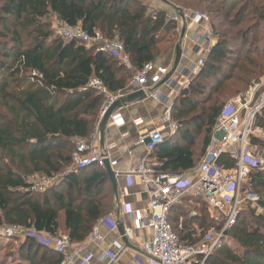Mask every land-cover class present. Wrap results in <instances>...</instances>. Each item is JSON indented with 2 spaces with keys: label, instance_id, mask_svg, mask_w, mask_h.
<instances>
[{
  "label": "trees",
  "instance_id": "obj_1",
  "mask_svg": "<svg viewBox=\"0 0 264 264\" xmlns=\"http://www.w3.org/2000/svg\"><path fill=\"white\" fill-rule=\"evenodd\" d=\"M162 2L171 8H203L215 35L199 73L173 102L175 133L152 153L158 172L188 174L198 168L228 99L264 76V38L262 46L256 37L248 44L252 31L264 27V0L252 10L246 0ZM48 16L119 41L129 67L116 56L53 35ZM176 30L166 10H150L141 0H0V227L64 234L79 243L114 212L105 167L72 168L78 141L95 131L106 102L89 82L98 80L110 94L124 91L133 70L174 45ZM256 125L264 130V109ZM252 142L264 147V141ZM34 176L54 182L43 192L33 191ZM245 189L258 201L245 204L234 225L225 229V218L211 216L208 206L206 218L186 217L182 207L171 209L168 220L181 243L198 244L211 230L219 235L203 264H264V169L251 171ZM198 228L203 233L208 228L201 239L194 237ZM4 240L9 252L0 264L61 262L51 247L31 236Z\"/></svg>",
  "mask_w": 264,
  "mask_h": 264
},
{
  "label": "built area",
  "instance_id": "obj_2",
  "mask_svg": "<svg viewBox=\"0 0 264 264\" xmlns=\"http://www.w3.org/2000/svg\"><path fill=\"white\" fill-rule=\"evenodd\" d=\"M189 17L208 26L205 29L203 41L210 45L212 30L207 16L199 12L182 13L183 19ZM57 34L63 39L78 40L86 48L94 47L96 52L116 56L128 62L123 46L117 40L107 39L99 33L89 35L80 26L65 23H61ZM195 44L194 52L198 54V58L190 76L201 69L210 50L209 48L205 52L202 51L198 38H195ZM153 70L152 63L137 69L130 80V85L148 93L147 80ZM190 76L176 87L177 94L190 85ZM254 84L252 83L244 94L227 102L219 112L209 145L195 171V179H191L188 174L160 173L154 168L153 151L164 143L165 136L171 135L177 129V124L171 122L169 118H167L169 124L166 133L161 129L143 132L134 142L125 143L119 149L114 144L103 148L100 146L99 125L89 138L78 141L72 168L81 169L93 165L104 168L107 162L118 182V200H122L123 214L131 222L129 227L123 229L122 235L119 233L110 240L107 248H102L105 240L103 230L118 232L119 221L114 213L100 219L87 238L79 243L71 242L64 234L51 236L19 226L0 227V238L23 239L31 236L60 255V264H92L94 260L102 264H115L127 249L123 239L137 243L134 252L139 254L147 264H203L204 259L213 251L219 235L215 236L216 234L211 230L200 243L183 244L169 223L168 215L171 209L181 202L184 195L199 197L207 204L210 214L225 218L223 228L225 229L234 225L243 205L258 201L257 195L245 189L251 171L264 169V147L252 142L254 139L264 141V130L256 125V119L261 116L264 109V94L255 100L257 88L264 90V80L256 87ZM89 86L106 96L100 119L118 99L124 96L123 91L115 94L108 93L96 79H92ZM152 97H156L157 101L161 100L156 94ZM108 122L120 126L121 115L113 112ZM135 124L139 125L141 121ZM121 138L126 141L129 134L123 133ZM124 156H127L128 160L125 170H121L118 166ZM50 182L51 180L47 178L43 183L41 182L42 184L34 183L31 189L43 192L49 187ZM53 182L52 180L51 184ZM135 182L142 186L146 196V207L142 209H135L130 203L123 202V198ZM143 232H147V237L141 238ZM140 239L141 242H137ZM94 249H100V252L95 254ZM143 262L139 259L137 263L143 264Z\"/></svg>",
  "mask_w": 264,
  "mask_h": 264
},
{
  "label": "crops",
  "instance_id": "obj_3",
  "mask_svg": "<svg viewBox=\"0 0 264 264\" xmlns=\"http://www.w3.org/2000/svg\"><path fill=\"white\" fill-rule=\"evenodd\" d=\"M141 1L149 8L154 7L155 9L162 8L166 10L167 15H169L170 18H174V20L177 23V30H176L177 35L175 36V38H177V41L174 43L173 46L166 48L162 52V54L152 63L154 66V70L148 76L147 87H146L148 93L144 92L146 98L144 100L132 102L130 104H127L126 106H120L115 111L121 115L122 123L120 126H117L110 124L108 122L104 134V147L114 144L116 145L117 149H119L125 143L130 144L134 142L141 133L146 131L148 132L155 129H161L163 130V132L166 133L169 124L167 118H169L171 122H175L171 116L173 102L175 98L178 97L181 91L183 90L181 89L180 92L177 94L176 87L179 86L188 76L191 75L190 72L198 58V54L194 52V47L196 45L195 38H198V43L201 45L200 49L204 52L215 44V40L213 38H212V43L210 45L206 44L203 41V38L205 37L206 34L205 29L208 26L202 23L201 21L195 20L192 17L183 19L182 13L179 11L180 9L178 10L175 8H171L163 4L164 2L162 1L160 2H158L157 0H141ZM188 14L191 13L189 12ZM183 28L185 31L183 37H181V32ZM177 44H180V53H181L180 61L178 66L173 71V73L170 74L176 56L175 47ZM122 62L129 67L128 62H124V61ZM199 71L196 74L190 76V78L193 79L199 73ZM135 72L136 70H133L132 76L135 74ZM168 74L170 75L168 79L165 80ZM139 91L141 90H137L134 87H132L129 81L128 87L123 91L124 93L123 98H125L126 96H130ZM151 94L152 96L153 94H156V96H159L161 100L157 101L156 97H152ZM263 94H264V90L260 87L257 88L255 92V100L259 99L260 96ZM138 121H141V124L136 125L135 123ZM123 133L129 134V138L126 141H124L121 138V134ZM174 133H172L169 136H165V141L169 139ZM116 151L117 150L115 149V152ZM127 160L128 157L124 156L122 161L119 163L118 167L121 170H125ZM190 174L191 173H188V176ZM116 185L118 189L117 181H116ZM114 198H115V208L113 213L115 215V218L117 219V221H119V224L122 225V229H124L125 227H129L131 225V222L123 214L122 200L121 201L118 200L119 198L118 192H117V196L116 197L114 196ZM123 202L130 203L135 209L138 208L142 209L146 207V196L143 192L142 186L138 182H135L134 185L129 189L128 194L123 198ZM103 232L105 234V240L102 248L104 249L108 247L110 240L115 238L120 232H119V228H118V232L109 231V230H103ZM142 237H147V232L141 233V238ZM137 242H141V239L139 241L137 240ZM128 244L129 245L125 244L127 249L123 252L118 262L115 264H139L137 263L139 262V259H141V262L144 261L139 254H136L134 252L137 243L128 242ZM93 252L97 254L100 252V249H94ZM92 264H102V263L98 262L97 260H94ZM143 264H147V263L144 261Z\"/></svg>",
  "mask_w": 264,
  "mask_h": 264
},
{
  "label": "rangeland",
  "instance_id": "obj_4",
  "mask_svg": "<svg viewBox=\"0 0 264 264\" xmlns=\"http://www.w3.org/2000/svg\"><path fill=\"white\" fill-rule=\"evenodd\" d=\"M158 2H160V1H162V0H157ZM243 2H244V0H242ZM165 3V2H164ZM246 4H249V9L251 8V10H252V5L253 4H255V3H257V0H246V2H245ZM245 4V5H246ZM175 9H180L179 11L181 12V13H194V12H199L200 14H203V15H205V16H207V18H208V24H209V26H211L210 25V23L212 22V18L211 17H209V14L207 13V12H205L204 11V9L203 8H197V7H194V8H183V7H174ZM150 10H154L155 8L154 7H150L149 8ZM248 9V10H249ZM169 16V15H168ZM47 24H49V28H50V31L51 32H53V35H55V36H58V34H57V32H58V29H59V27L61 26V22L56 18V17H54V16H48L47 17ZM244 26V25H243ZM238 28H241V26L240 27H238ZM224 30L225 29H222V30H220L219 32H224ZM235 31H236V29H235ZM177 35V34H176ZM256 35V36H255ZM214 37H215V35H214ZM214 37H213V34H212V38L214 39ZM254 37H256V38H258V41L256 42L257 43V45H258V43L260 44L259 46H262V44H263V38H264V27H261L259 30H255V31H252V33H251V35H250V41H249V46H252L251 44H252V40H253V38ZM173 41H177V38H174V40ZM163 50V48L161 49V51ZM160 51V52H161ZM21 76H23V75H21ZM264 78V76L263 77H261L258 81H255V82H253V83H255L254 84V86L256 87L262 80H264L263 79ZM3 79V77L2 76H0V80H2ZM192 79V78H191ZM246 92V91H245ZM244 92V93H245ZM244 93H241V94H244ZM240 95V94H239ZM239 95H237V96H239ZM237 96H235V97H233V98H231V99H228V101L227 102H229L230 100H232V99H234V98H236ZM226 102V103H227ZM225 103V104H226ZM98 124H99V122L97 123V125H96V129H97V127H98ZM198 140V139H197ZM190 178L191 179H195V177H196V172H195V170H194V172L193 173H191L190 175ZM30 180L31 181H33L35 184H37V185H39V184H42L43 183V181L44 180H47V178H44V177H41V176H34V177H31L30 178ZM49 180H51V182H52V180H54V179H49ZM42 182V183H41ZM51 182H50V184H51ZM50 184H48V186H50ZM185 198H193V199H198L201 203H200V205L198 204H194V203H191V202H185ZM178 206V208H184V210H186V217H189V216H192V217H200V218H206V214H205V212H204V208H205V206L207 207V204L201 199V198H199V197H193V196H186V195H184L183 196V198L181 199V202L177 205ZM245 206L246 205H243L242 206V208H241V211L242 210H244V208H245ZM203 209V210H202ZM260 210V209H259ZM211 216H213V214H210ZM201 220V219H200ZM202 221V220H201ZM194 224H197L198 226L201 224L202 225V223L200 222V223H198V222H194ZM180 226H182V220H180L179 221V223H178V229L180 228ZM197 228V227H196ZM208 229V228H207ZM207 229H205L204 228V233L201 231V230H199V228L198 229H193V230H195L196 231V233H195V238L196 239H201L203 236H204V234L206 233V231H207ZM209 231V230H208ZM5 238H3V241H0V244H2V246L0 247V261L1 262H3L4 261V254H6L7 252H9L8 250V246H9V243H7V241L8 240H4ZM11 262L12 261H10V260H8V261H6V263H4V264H11ZM3 264V263H2Z\"/></svg>",
  "mask_w": 264,
  "mask_h": 264
},
{
  "label": "water",
  "instance_id": "obj_5",
  "mask_svg": "<svg viewBox=\"0 0 264 264\" xmlns=\"http://www.w3.org/2000/svg\"><path fill=\"white\" fill-rule=\"evenodd\" d=\"M184 28L182 29V32H181V37H183V34H184ZM175 50H176V56H175V60H174V64H173V68L170 72L173 73V71L175 70V68L178 66L179 64V61H180V56H181V53H180V44H177L176 47H175ZM165 78V80L168 79L169 75ZM146 98V95L144 94L143 91H139V92H136L130 96H126L125 98H122V99H118L108 110L107 112L105 113V115L101 118L100 120V123H99V127H98V132H99V142H100V146L103 148L104 147V134H105V129L107 127V124H108V121H109V117L110 115L115 112L120 106H126L127 104H130L132 102H135V101H139V100H144ZM104 167H105V170L107 171V174L109 176V179L111 181V184H112V188H113V193H114V196L116 197L117 196V185H116V180L114 178V175L108 165L107 162H105L104 164ZM119 228V232L120 234L122 235L123 234V229H122V225L119 224L118 226ZM124 243L126 245H129L128 244V241L126 239H123Z\"/></svg>",
  "mask_w": 264,
  "mask_h": 264
}]
</instances>
